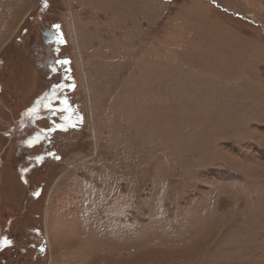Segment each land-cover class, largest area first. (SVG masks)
<instances>
[{
	"label": "rangeland",
	"instance_id": "obj_1",
	"mask_svg": "<svg viewBox=\"0 0 264 264\" xmlns=\"http://www.w3.org/2000/svg\"><path fill=\"white\" fill-rule=\"evenodd\" d=\"M217 1L0 0V264H264V0Z\"/></svg>",
	"mask_w": 264,
	"mask_h": 264
},
{
	"label": "flooded vegetation",
	"instance_id": "obj_2",
	"mask_svg": "<svg viewBox=\"0 0 264 264\" xmlns=\"http://www.w3.org/2000/svg\"><path fill=\"white\" fill-rule=\"evenodd\" d=\"M48 1H47V5L50 4V2ZM42 4H44V2H42ZM41 11L42 9L40 10V16L42 14ZM56 24L60 25L59 22H55V23H51L50 26L46 24V25H43V27H41L43 42L45 43V47H46V57L44 61L39 62V65L43 66L44 70L47 71L46 74L49 80H51L49 87H48L49 89V91L47 92L48 95L55 99H59L60 97H62L64 98V101H67L68 99H65V98L68 96H65L64 93L61 94L62 92L55 90V85L58 87L59 84L61 85L62 83L67 81L68 77L71 75L70 66H69L71 62L70 56L64 54L63 52L64 48L70 45V40L68 38L67 32H65L64 34L63 30L61 29V25H60L59 33H57V30L53 27V25H56ZM26 31L27 30L24 29V32ZM60 34H62L63 40L65 41L62 44L57 42V37ZM67 39H68V42H67ZM38 47L42 48V46L40 45ZM57 60H61V61L67 60L69 63L57 64L56 63ZM53 69H55V71ZM57 102H60V101L57 100ZM62 114L69 115L71 113H70V110L66 109V111L64 110L62 111ZM18 239L20 240L19 237ZM19 245L20 244L16 242L10 246H12L13 249H16ZM1 252H3V250ZM5 263H7V260H5Z\"/></svg>",
	"mask_w": 264,
	"mask_h": 264
},
{
	"label": "snow or ice",
	"instance_id": "obj_3",
	"mask_svg": "<svg viewBox=\"0 0 264 264\" xmlns=\"http://www.w3.org/2000/svg\"><path fill=\"white\" fill-rule=\"evenodd\" d=\"M47 0H44V7L45 8H47ZM53 27L57 30V33H59V29H60V25H58V24H56V25H53ZM57 42L58 43H64L65 41L63 40V36H62V34H60V35H58V37H57ZM56 63L57 64H67V63H69L67 60H63V61H61V60H57L56 61ZM54 71H55V69H53ZM59 87V86H58ZM73 127H75L76 125H72ZM57 127H60V126H57ZM50 131H51V129H50ZM38 139V138H37ZM33 142L34 141H28V144H29V146H32V144H33ZM49 155H53V154H51V153H49ZM56 159H59V157L58 156H56L55 157ZM37 159L38 160H40V159H42V157H37ZM26 171V170H25ZM26 182V181H25ZM34 195H39V193H34ZM3 244H5V245H11L12 244V241L11 240H7V239H5L4 241H3ZM40 251L41 252H43L44 251V248L42 247L41 249H40Z\"/></svg>",
	"mask_w": 264,
	"mask_h": 264
},
{
	"label": "crops",
	"instance_id": "obj_4",
	"mask_svg": "<svg viewBox=\"0 0 264 264\" xmlns=\"http://www.w3.org/2000/svg\"><path fill=\"white\" fill-rule=\"evenodd\" d=\"M218 5H220V7H224L225 5L223 4V3H221L220 1H215ZM83 6H85V5H83ZM98 8V6H94V11H95V9H97Z\"/></svg>",
	"mask_w": 264,
	"mask_h": 264
},
{
	"label": "built area",
	"instance_id": "obj_5",
	"mask_svg": "<svg viewBox=\"0 0 264 264\" xmlns=\"http://www.w3.org/2000/svg\"><path fill=\"white\" fill-rule=\"evenodd\" d=\"M211 1H217V0H211Z\"/></svg>",
	"mask_w": 264,
	"mask_h": 264
},
{
	"label": "trees",
	"instance_id": "obj_6",
	"mask_svg": "<svg viewBox=\"0 0 264 264\" xmlns=\"http://www.w3.org/2000/svg\"><path fill=\"white\" fill-rule=\"evenodd\" d=\"M1 90V89H0ZM10 135H11V133H10Z\"/></svg>",
	"mask_w": 264,
	"mask_h": 264
}]
</instances>
